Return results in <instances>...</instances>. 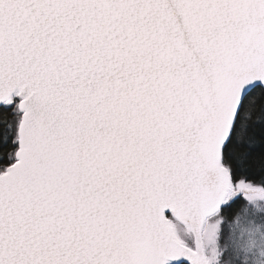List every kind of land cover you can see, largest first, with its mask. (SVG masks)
Listing matches in <instances>:
<instances>
[{"label": "snow or ice", "instance_id": "obj_1", "mask_svg": "<svg viewBox=\"0 0 264 264\" xmlns=\"http://www.w3.org/2000/svg\"><path fill=\"white\" fill-rule=\"evenodd\" d=\"M0 264H264V0H0Z\"/></svg>", "mask_w": 264, "mask_h": 264}]
</instances>
